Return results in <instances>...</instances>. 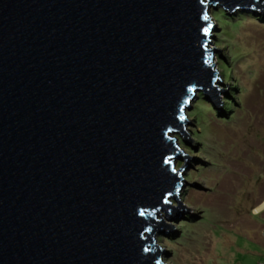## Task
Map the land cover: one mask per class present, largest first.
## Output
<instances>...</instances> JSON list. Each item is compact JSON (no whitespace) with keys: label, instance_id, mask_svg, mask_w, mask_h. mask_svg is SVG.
I'll return each instance as SVG.
<instances>
[{"label":"water","instance_id":"1","mask_svg":"<svg viewBox=\"0 0 264 264\" xmlns=\"http://www.w3.org/2000/svg\"><path fill=\"white\" fill-rule=\"evenodd\" d=\"M218 8L264 0H0V264H163Z\"/></svg>","mask_w":264,"mask_h":264},{"label":"rangeland","instance_id":"2","mask_svg":"<svg viewBox=\"0 0 264 264\" xmlns=\"http://www.w3.org/2000/svg\"><path fill=\"white\" fill-rule=\"evenodd\" d=\"M218 11L210 13L211 65L218 73L214 86L229 91L218 94L223 113L204 94L199 101L198 93L184 127L192 144L173 137L193 158L177 193L191 211L169 219L161 211L175 227L154 237L165 250L163 264H264V13L228 10V17L242 18L219 26ZM184 165L175 161V170ZM169 204L178 207L175 199Z\"/></svg>","mask_w":264,"mask_h":264},{"label":"trees","instance_id":"3","mask_svg":"<svg viewBox=\"0 0 264 264\" xmlns=\"http://www.w3.org/2000/svg\"><path fill=\"white\" fill-rule=\"evenodd\" d=\"M218 14H219V18H216L215 17V21L217 22V24L219 25V26H221V24H222V22L225 20V21H228V20H231V21H233V22H235V21H238V19L239 18H242V16L241 15H239L237 18H230V17H228L227 15H226V13H225V11L223 10V11H218L217 12ZM201 96L203 97V94H200L199 96H198V100L200 101L201 100ZM199 168H197V170H198Z\"/></svg>","mask_w":264,"mask_h":264},{"label":"snow or ice","instance_id":"4","mask_svg":"<svg viewBox=\"0 0 264 264\" xmlns=\"http://www.w3.org/2000/svg\"><path fill=\"white\" fill-rule=\"evenodd\" d=\"M205 19H207V17H205ZM206 33L208 32V29L206 28L205 30H204ZM182 111V110H181ZM181 119H183V116H181ZM173 170H175V169H173ZM144 213L142 212L141 213V215H143Z\"/></svg>","mask_w":264,"mask_h":264},{"label":"bare ground","instance_id":"5","mask_svg":"<svg viewBox=\"0 0 264 264\" xmlns=\"http://www.w3.org/2000/svg\"><path fill=\"white\" fill-rule=\"evenodd\" d=\"M260 209H264V203L261 205ZM258 211V210H257Z\"/></svg>","mask_w":264,"mask_h":264}]
</instances>
